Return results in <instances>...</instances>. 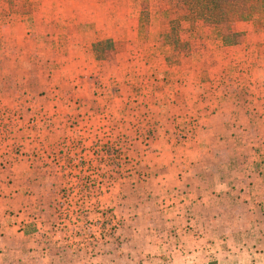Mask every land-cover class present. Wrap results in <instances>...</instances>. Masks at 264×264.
<instances>
[{
	"label": "rangeland",
	"instance_id": "rangeland-1",
	"mask_svg": "<svg viewBox=\"0 0 264 264\" xmlns=\"http://www.w3.org/2000/svg\"><path fill=\"white\" fill-rule=\"evenodd\" d=\"M184 17L182 6L171 0H0V102H13L12 108L2 109L6 113L0 112V172L6 153H19L8 140L36 100L71 102L67 124L77 136L72 144L88 152L89 169L82 203L62 199L58 210L63 217L73 208L72 219L62 222L69 221L72 228L79 219L86 221L91 257L109 260L107 264H143L148 259L150 264H264L257 257L260 251L252 249L260 247L253 244L256 237L237 227L214 232L190 215L196 212H187L184 219L183 228L192 233L179 237L175 226L164 221L172 204L146 200L143 189L133 187V178L151 179L146 160L164 141L184 147L193 142L206 114L190 105L212 102L215 78L248 83L258 53L264 62V9L249 21L224 28ZM178 21L172 41L185 46L177 55L164 38ZM224 30L242 33L241 42L226 46ZM65 59L72 61L73 76L61 87H49ZM88 65L97 71L83 73L80 67ZM227 92L231 97H226L238 100L237 90ZM246 95L242 100L255 102L256 96ZM259 104L253 113L264 115V101ZM43 110L35 114L44 116ZM261 128L264 134V124ZM216 156L208 162L221 167L217 163L225 155ZM97 218L101 225L94 223V228L99 231L92 229ZM140 218L144 228L135 227ZM154 221L157 232L145 233V225ZM224 242L228 249H222Z\"/></svg>",
	"mask_w": 264,
	"mask_h": 264
},
{
	"label": "crops",
	"instance_id": "crops-1",
	"mask_svg": "<svg viewBox=\"0 0 264 264\" xmlns=\"http://www.w3.org/2000/svg\"><path fill=\"white\" fill-rule=\"evenodd\" d=\"M216 45L222 48L221 42ZM259 57L258 53L257 66L248 73L250 82L234 81L229 76L215 78L212 102L190 105L193 111L206 117L200 119L202 125L189 146L164 141L146 160L152 180H131L136 182L133 187L143 189L142 198L172 204L165 209L164 221L175 226L174 234L182 237L186 232L192 233L191 228H183L184 219L187 212H196L190 215L197 216L200 224L208 225L214 232L237 227L245 236L256 237L253 244L260 247L252 246V249L259 250L257 257L264 260V134L261 133L264 115L253 113L264 101L260 98L261 92L264 93V62H259ZM89 60L98 64L92 57ZM80 63L83 65L84 61ZM69 64H72L70 59L60 63L59 77L49 87H61L73 76ZM94 65L80 68L85 74L94 73L97 71ZM242 75L248 79V75ZM232 89L239 95L236 102L225 96L231 97L227 91ZM246 93L256 96L255 102L242 100L248 97ZM12 105L13 102H0V112L3 114L2 109H10ZM71 107V102L36 100L32 111L25 113L20 129L8 140L9 145L19 147V153L8 151L0 172V264H107L109 261L90 256L86 221L81 218L78 227L72 228L69 221L62 222L72 219L73 208L69 206L71 212L63 213V217L58 210L62 199L68 204H74L73 200L82 203L89 169L88 152L72 144L77 136L67 124ZM41 110L44 116L35 114ZM215 154L225 155L217 163L221 167L208 162ZM94 221L92 229L99 231L94 223L100 226L101 220ZM144 224L140 218L135 227L144 228ZM154 224L155 221L145 225L148 228L145 233H156ZM139 233L143 234L144 230ZM224 244L222 249H228ZM126 246L130 248L131 242ZM215 246L221 252L219 243ZM110 262L115 264V260ZM150 262L148 259L143 264Z\"/></svg>",
	"mask_w": 264,
	"mask_h": 264
},
{
	"label": "trees",
	"instance_id": "trees-1",
	"mask_svg": "<svg viewBox=\"0 0 264 264\" xmlns=\"http://www.w3.org/2000/svg\"><path fill=\"white\" fill-rule=\"evenodd\" d=\"M177 1L185 12V19L192 21L203 20L210 25L224 28L229 23L246 22L253 18L254 15L263 11L264 0H171ZM175 23L172 25L171 33L165 36V43L171 46L174 54L178 48H183L185 45L180 41L173 42V32ZM177 28V26H176ZM223 41L226 46L238 45L241 42L242 33H230L227 30L223 32ZM177 44V46H176ZM173 53L168 57L171 58ZM209 264H216L215 262Z\"/></svg>",
	"mask_w": 264,
	"mask_h": 264
}]
</instances>
